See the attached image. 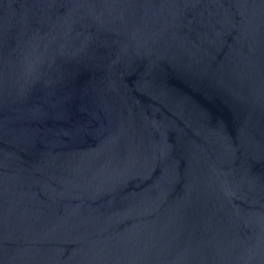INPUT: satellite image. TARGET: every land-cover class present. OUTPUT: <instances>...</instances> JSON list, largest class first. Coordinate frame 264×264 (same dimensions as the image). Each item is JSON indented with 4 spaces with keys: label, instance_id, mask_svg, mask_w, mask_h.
Here are the masks:
<instances>
[{
    "label": "water",
    "instance_id": "water-1",
    "mask_svg": "<svg viewBox=\"0 0 264 264\" xmlns=\"http://www.w3.org/2000/svg\"><path fill=\"white\" fill-rule=\"evenodd\" d=\"M0 264H264V0H0Z\"/></svg>",
    "mask_w": 264,
    "mask_h": 264
}]
</instances>
